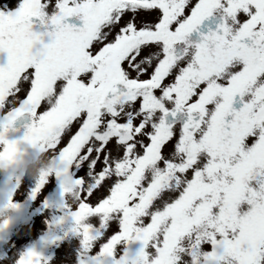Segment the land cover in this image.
I'll return each mask as SVG.
<instances>
[{
  "label": "snow or ice",
  "instance_id": "obj_1",
  "mask_svg": "<svg viewBox=\"0 0 264 264\" xmlns=\"http://www.w3.org/2000/svg\"><path fill=\"white\" fill-rule=\"evenodd\" d=\"M0 54V160L49 157L76 264H264V0H0Z\"/></svg>",
  "mask_w": 264,
  "mask_h": 264
},
{
  "label": "rangeland",
  "instance_id": "obj_2",
  "mask_svg": "<svg viewBox=\"0 0 264 264\" xmlns=\"http://www.w3.org/2000/svg\"><path fill=\"white\" fill-rule=\"evenodd\" d=\"M176 127L179 128V124ZM33 156L32 167L49 164V157L44 152L39 150ZM38 176V173H31L21 177L11 167L0 172V186L7 187L12 202L18 205L16 209H6L0 214V223L5 219L9 221L7 227L0 230V257L33 249L48 258L49 264H76L80 237L70 231L73 221L68 209L61 207L60 182L54 175L49 176L48 183L33 199L32 190ZM65 199L69 204L75 202L72 196ZM61 217L63 222L57 223ZM57 237L55 242H48ZM138 247L139 244L130 245L133 251Z\"/></svg>",
  "mask_w": 264,
  "mask_h": 264
},
{
  "label": "clouds",
  "instance_id": "obj_3",
  "mask_svg": "<svg viewBox=\"0 0 264 264\" xmlns=\"http://www.w3.org/2000/svg\"><path fill=\"white\" fill-rule=\"evenodd\" d=\"M31 148V152L28 149H19V151L12 156L11 164H9L7 159L0 160V172L7 171V169L11 167L15 173L23 177L26 174H39L42 170H47L49 168V164L42 165L39 168L31 166L32 160L34 159L33 153H39V148ZM0 197L5 198L6 200L9 199L10 192L6 186H0Z\"/></svg>",
  "mask_w": 264,
  "mask_h": 264
},
{
  "label": "water",
  "instance_id": "obj_4",
  "mask_svg": "<svg viewBox=\"0 0 264 264\" xmlns=\"http://www.w3.org/2000/svg\"><path fill=\"white\" fill-rule=\"evenodd\" d=\"M69 23H74L76 24L77 26H79L82 21L76 19L75 17L73 18H69ZM214 28L215 25L211 22V20H206L202 23L201 26H199V29L198 31L200 33H206L208 31V28ZM34 30H37V31H43V28L41 26H39L38 24H34ZM189 39L191 40H197L198 39V36H197V33L194 32L192 34H190V37ZM44 40L45 42H48L49 38L48 37H44ZM6 62V54H0V64H3ZM26 118L25 119H20V120H17L16 123H15V127L17 129V131L15 132H9L8 133V138L9 139H19L20 137H22L24 131H25V128H24V124L26 123ZM179 122V121H178ZM20 148L22 149H28L29 151L32 149L31 147L27 146L26 144H21L20 145ZM6 204V199L3 198V197H0V208H3V206Z\"/></svg>",
  "mask_w": 264,
  "mask_h": 264
}]
</instances>
